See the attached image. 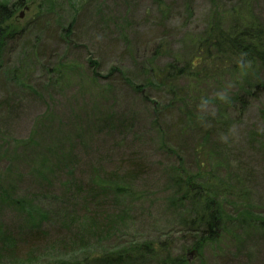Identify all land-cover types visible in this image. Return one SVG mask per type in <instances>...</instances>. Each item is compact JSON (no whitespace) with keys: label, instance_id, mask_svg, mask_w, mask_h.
Segmentation results:
<instances>
[{"label":"rangeland","instance_id":"rangeland-1","mask_svg":"<svg viewBox=\"0 0 264 264\" xmlns=\"http://www.w3.org/2000/svg\"><path fill=\"white\" fill-rule=\"evenodd\" d=\"M0 2L14 11L0 27V242L9 231L38 227L55 238L63 233L58 227L65 208L83 202L88 188L80 181L106 176L109 168L116 170L111 165H124L118 172L126 176L130 158L137 157L149 168L115 180L129 190V196L119 195L129 207L122 222L129 233L122 240L169 239L173 252L185 253L190 264H264V65H219L208 70L210 77H180L165 89L157 79L163 67L191 57L208 23L221 19L229 27L233 9L264 25V0ZM259 85L263 91L249 107L238 108V97ZM168 105L174 111L167 120L177 117L181 130L196 131L209 118L230 129L205 146L216 176L211 183H228L232 191L221 197L227 218L219 237L198 251L192 243L200 234L186 224L194 195L188 199L174 180L177 158L161 132L169 126L162 114ZM182 135L180 146L192 151V140ZM182 165H195L192 154ZM195 171L187 175L203 184ZM72 187L81 200L70 195ZM89 241L76 252L44 250L50 246L45 242L32 259L7 264H105V248L126 246L116 237L101 246ZM155 260L147 255L124 264Z\"/></svg>","mask_w":264,"mask_h":264},{"label":"trees","instance_id":"trees-1","mask_svg":"<svg viewBox=\"0 0 264 264\" xmlns=\"http://www.w3.org/2000/svg\"><path fill=\"white\" fill-rule=\"evenodd\" d=\"M233 11L234 14H227L232 20V24L229 27L223 26L221 19L208 23L205 30L195 38L193 53L189 59L184 63L176 60L167 67L162 68V71L159 72L160 77L157 79L163 88L169 82L174 83L180 77H192L198 80L210 77L211 74H209L208 70L217 69L219 65L236 66L241 64L242 66H247L258 63L264 65V25L257 23L254 18L245 17L244 12H239L237 9H233ZM13 12L11 5L0 2V27L14 15ZM1 33L2 30L0 28V41L2 40ZM154 50H158V45ZM154 57L155 55L153 54L152 58ZM213 71L215 72L216 70ZM262 85L264 86V84ZM256 88L257 90L253 93L238 97V108L244 109L246 107L247 109L250 103L263 91L260 85ZM168 90L176 95L173 88ZM146 96L151 97L152 95L147 93ZM232 104L234 105L235 103ZM170 111L174 110L168 105L167 112L162 113L164 122L169 124V126L163 127L161 132L165 136V148L168 150L167 146H170L172 150L170 154L174 153L177 158V163L175 162L173 166L175 170L174 180L185 190L188 199L190 198V193L194 195L191 198H193V204L196 206L193 205V209L192 207L190 209L193 217H188L186 220L188 223L186 224L189 232L200 234V237L194 238L192 243L196 250H200L204 248L206 241L209 239L215 240L217 239L216 237H219L220 228L225 225L224 218H227V213L220 203L222 201L221 197L223 193L227 194L232 191L228 183L221 185L212 184L216 176L215 171L209 169V162L206 158L210 157V149L205 146L210 145L211 142L215 145L218 138L221 140L222 136H225V133L230 129L218 126L217 122L219 121H216L217 119L209 118L196 131L192 132L188 128L181 130L180 127L183 122L177 124V117L175 119L170 117L171 119L167 120ZM181 133L185 134L182 136H185L186 139L192 140V151L190 145H184V148L180 146L179 142H182ZM186 144H189V142ZM223 144L220 141V143H217V147L222 148ZM207 149H209V156H207ZM184 150H187L188 153ZM191 154L195 165L186 168L182 164L186 156ZM146 162L137 157L130 158L131 171L128 172L126 170V176L130 174L132 177H138V174L145 171L147 167L149 168L150 163ZM111 166H114L112 168L116 170H111L109 165L101 166L102 170L109 168L106 176L101 175L90 180L80 181L88 190H85L83 202L77 203L75 201L71 204L72 209L65 208L67 214L62 216L65 222H59L63 227H58L62 229L63 233L56 234L54 238V236H49L48 230H44V227L20 229L14 233L9 231L8 238L6 237L0 242V262L7 264L22 258V261L32 259L39 249L41 250L45 242L47 244L50 243V246L46 245L43 247L44 250L51 247H59L76 252L77 247L86 248L91 244L88 243L90 242L89 239L100 243L101 246L103 241L106 243L108 242L107 240H112L113 237H116L118 239L116 241L117 245L126 246L120 249L103 247L106 250H104V253H100V260L102 259L105 264H124L125 261L138 260V257L142 259L147 255L153 256L156 259V264H190V259L186 257L185 253L175 254L173 252L174 244H171L169 239H166L164 243L160 242L158 244L147 241H135L134 237L130 240H122L123 237L121 236L129 233L122 225V222L128 217L129 207L125 203L124 206L121 205L119 199L122 197L119 198V195L127 194L129 196V190H127L125 185L115 182L118 178L122 177L121 180H123L126 177L118 172L119 168L124 165ZM191 168L196 170L194 176L202 179L204 181L203 184L194 183L192 178L187 175L188 170ZM204 176H207V178ZM243 188L244 186H242ZM81 194L77 187H72L70 195L73 198L76 197V200H81ZM238 194L241 196L242 192L240 191ZM133 238L134 241H131ZM129 242L132 245L130 247L127 246ZM32 243L36 244L38 248L32 249L29 246ZM107 245L110 246L111 244L108 243Z\"/></svg>","mask_w":264,"mask_h":264}]
</instances>
